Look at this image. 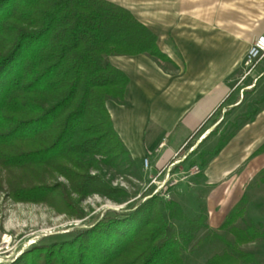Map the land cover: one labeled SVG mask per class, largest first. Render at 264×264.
<instances>
[{"label":"trees","instance_id":"16d2710c","mask_svg":"<svg viewBox=\"0 0 264 264\" xmlns=\"http://www.w3.org/2000/svg\"><path fill=\"white\" fill-rule=\"evenodd\" d=\"M141 53L171 61L156 35L112 1L0 0V177L7 173L12 199L46 202L82 217L77 204L83 197L125 195L104 180L95 157L110 166L132 162L106 108L108 99L124 102L128 77L109 57ZM257 111L247 112L243 123ZM236 130L221 134L209 156ZM262 150L264 144L257 152ZM56 176L67 183L50 182ZM256 179L264 183V167ZM244 202L242 197L219 226L233 242L204 264L258 262L241 246L264 236L262 223L235 224L244 215ZM173 220L189 225L179 231ZM198 222L175 201L153 194L70 239L33 246L10 264H184Z\"/></svg>","mask_w":264,"mask_h":264},{"label":"crops","instance_id":"0c3cea01","mask_svg":"<svg viewBox=\"0 0 264 264\" xmlns=\"http://www.w3.org/2000/svg\"><path fill=\"white\" fill-rule=\"evenodd\" d=\"M109 1L146 25L171 60L109 57L128 77L124 102L106 101L113 127L142 178L153 177L152 167L169 166L176 179L170 199L188 216L205 203L208 224L219 225L225 205L237 201L264 167V150L257 152L264 144V60L247 75L243 65L249 44L264 37V0ZM252 105H261L253 119L209 156L200 173L187 174L186 140L200 135L199 151H211L221 135L220 112L235 118Z\"/></svg>","mask_w":264,"mask_h":264},{"label":"rangeland","instance_id":"374dc122","mask_svg":"<svg viewBox=\"0 0 264 264\" xmlns=\"http://www.w3.org/2000/svg\"><path fill=\"white\" fill-rule=\"evenodd\" d=\"M252 26L250 24L241 27L243 31H248ZM260 106L258 105V107ZM255 107L252 105L249 112ZM228 113V110L220 112L223 119H220L221 124L217 129L220 128V134L223 135L236 130L243 123L245 116V114H240L235 118H228L229 116L226 117ZM199 139L200 135L189 137L182 148L181 154L196 153L194 156L192 154L186 157L188 161L187 168H189L186 172L187 174L192 171L194 166L199 167L200 171L198 173H200L202 160L209 159L208 151H199L197 146ZM95 159L100 161L99 173L104 180L113 187L122 188L125 195L118 197L117 200H112L98 193L83 197L77 204L79 207L78 212L82 213V217L73 216L69 211L57 210L56 207L46 202L12 199L7 193L8 189L5 179V174L7 175V173H3L4 171L2 170L3 177H0V264L12 263L23 251L33 246L70 239L79 231L92 226L101 217L121 213V211L135 206L152 193L155 186L153 184L150 185L151 179L142 178L132 162L122 159L110 166L103 164L100 156H96ZM164 172L166 173V171ZM91 173H96V171L91 170ZM53 180L67 183L66 179L61 176L54 177L50 182ZM174 180L176 181L171 175L163 192L168 193L174 186V184L169 185V183ZM239 196L237 201L233 202L231 200L225 205V215L222 218V222L228 212L235 208L240 199L244 197L245 212L235 224L245 227L262 223V229L264 230V183L259 182L255 177L244 186ZM71 197L76 202L77 195L71 194ZM160 197L163 200H171L169 193ZM196 207V214L187 215L189 218L199 219V222L196 224L198 230L194 239L188 249L183 252L184 264H204L213 254L221 253L226 248V242H233V236L229 230L219 228L222 222L219 225L208 224V217L205 214V203L201 202ZM172 223L175 229L179 231L189 225L187 221L179 220H173ZM241 248L254 254L258 262L252 264H264V236L242 245Z\"/></svg>","mask_w":264,"mask_h":264},{"label":"built area","instance_id":"2783aa9c","mask_svg":"<svg viewBox=\"0 0 264 264\" xmlns=\"http://www.w3.org/2000/svg\"><path fill=\"white\" fill-rule=\"evenodd\" d=\"M262 60H264V37H258L250 43V45L246 50L243 60V65L246 68L244 75L250 73L256 67V65ZM185 144L186 142L183 144L182 147H184ZM143 163L145 167L148 166L147 159H144ZM164 171H166V173ZM170 171L171 169L169 166L162 167L160 170H157V174L153 176L150 181V185L153 184L155 187L153 188V191L149 196L153 194H159L160 196L168 195L167 192H163V191L166 189L165 188L166 183L169 181V178L171 177ZM199 171H200L199 167L194 166L191 173L196 174ZM175 182H176L175 180L171 181L169 185H173L175 184Z\"/></svg>","mask_w":264,"mask_h":264},{"label":"water","instance_id":"95a60500","mask_svg":"<svg viewBox=\"0 0 264 264\" xmlns=\"http://www.w3.org/2000/svg\"><path fill=\"white\" fill-rule=\"evenodd\" d=\"M150 174H151L152 176H155V175L157 174V169H156L155 167H152V168L150 169Z\"/></svg>","mask_w":264,"mask_h":264}]
</instances>
